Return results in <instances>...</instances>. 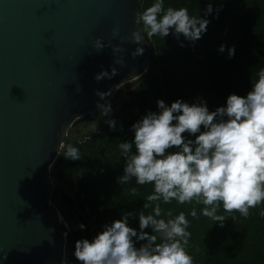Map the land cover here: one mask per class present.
<instances>
[{"label": "water", "instance_id": "1", "mask_svg": "<svg viewBox=\"0 0 264 264\" xmlns=\"http://www.w3.org/2000/svg\"><path fill=\"white\" fill-rule=\"evenodd\" d=\"M139 4L0 0V264H74V236L51 199V168L69 127L147 70L143 32L132 41ZM137 47L143 54L134 57ZM113 68L111 78H95Z\"/></svg>", "mask_w": 264, "mask_h": 264}, {"label": "clouds", "instance_id": "2", "mask_svg": "<svg viewBox=\"0 0 264 264\" xmlns=\"http://www.w3.org/2000/svg\"><path fill=\"white\" fill-rule=\"evenodd\" d=\"M212 11L209 3L206 15ZM136 22L143 29L132 32L134 43L141 41L144 30L150 37L165 38L172 33L177 39L182 35L195 42L209 24L199 14L190 15L186 7L165 8L164 0H154L136 15ZM104 46L101 38L94 41L95 48ZM218 50L223 52L225 45ZM140 54L141 47L132 53L134 57ZM228 54H235L234 46L228 48ZM116 74L113 68L111 74L102 71L95 78L99 81ZM97 95L104 99L108 93L98 91ZM157 106L159 112L149 111L131 126L134 138L119 145L125 165L118 182L124 185L134 179L138 185L151 184L153 192L147 201L155 203L153 211L138 214L139 232L129 226L134 213L127 212L104 225L91 240H77L74 257L79 264H193L187 251L191 233L186 214L173 217L169 211V218L164 219L161 202L203 204L201 214L221 226L226 219L218 214L221 206L226 213L239 212L247 218L250 209L264 203V68L252 79L246 96L230 94L226 106L214 111L203 100L190 104L177 99L169 106L160 99ZM97 107L101 115L112 111L110 102H98ZM107 123L115 127L114 120ZM185 133L195 138L187 139ZM64 158L81 159L79 149L68 146ZM132 191L135 194V188ZM149 206L144 204V208ZM190 215L197 217L195 208ZM136 241L145 242L137 247Z\"/></svg>", "mask_w": 264, "mask_h": 264}, {"label": "trees", "instance_id": "3", "mask_svg": "<svg viewBox=\"0 0 264 264\" xmlns=\"http://www.w3.org/2000/svg\"><path fill=\"white\" fill-rule=\"evenodd\" d=\"M153 2L140 0L139 13ZM209 3L213 11L206 15ZM164 6L186 7L190 15L208 19L207 31L195 42L182 35L177 39L172 33L165 38L150 37L146 30L142 31L149 43L148 67L137 85L125 91L122 105L112 118L115 127L105 124L80 141L66 144L51 169V174L69 182L76 205L88 219L110 224L132 212L128 223L138 232V214H151L155 203L147 201L153 192L151 184L138 185L134 179L124 185L118 182L125 165L119 145L134 138L131 126L147 112H159L160 99L169 106L177 99L190 104L203 100L210 111L226 106L230 94L246 96L252 79L264 68V0H164ZM221 45H225L223 52L218 50ZM231 46L235 54L229 57ZM68 146L78 148L81 159H65ZM70 201L74 204V200ZM145 203L150 206L144 208ZM203 207L195 202H161L164 219L169 218V211L173 217L180 212L186 214L191 233L187 251L193 264H264V203L250 209L247 218L239 212L226 213L221 206L218 214L226 218L223 226L203 216ZM193 208L195 218L190 215ZM74 239H80L79 233ZM144 242L136 241V246Z\"/></svg>", "mask_w": 264, "mask_h": 264}, {"label": "rangeland", "instance_id": "4", "mask_svg": "<svg viewBox=\"0 0 264 264\" xmlns=\"http://www.w3.org/2000/svg\"><path fill=\"white\" fill-rule=\"evenodd\" d=\"M139 80L138 77L134 80L125 82L118 87L115 94L108 101L110 102L112 109L110 115H101L100 110L97 109L92 113L78 118L69 127L67 135L64 138L66 143L63 142L62 147L73 141H80L87 135L102 128L105 124H108L107 121L112 119L120 109L125 91L137 85ZM51 178L54 185L51 199L58 207L60 214L67 223L73 236H75L76 233H79L80 238L91 240L97 233L103 231L104 225H106L104 220L95 218L88 219L84 212L76 205L74 189L70 186L69 182L63 178L60 179L53 174H51ZM70 199L74 200V204H72ZM81 224L84 225L83 229L80 228ZM74 264H79V262L75 259Z\"/></svg>", "mask_w": 264, "mask_h": 264}, {"label": "flooded vegetation", "instance_id": "5", "mask_svg": "<svg viewBox=\"0 0 264 264\" xmlns=\"http://www.w3.org/2000/svg\"><path fill=\"white\" fill-rule=\"evenodd\" d=\"M80 239H82V238H80Z\"/></svg>", "mask_w": 264, "mask_h": 264}]
</instances>
